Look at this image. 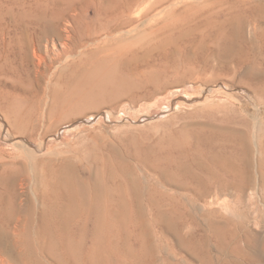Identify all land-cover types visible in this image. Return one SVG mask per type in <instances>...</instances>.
<instances>
[{
    "label": "bare ground",
    "instance_id": "6f19581e",
    "mask_svg": "<svg viewBox=\"0 0 264 264\" xmlns=\"http://www.w3.org/2000/svg\"><path fill=\"white\" fill-rule=\"evenodd\" d=\"M26 1L20 6H27ZM31 1L28 11L14 16L12 27L20 31L16 40L0 41V104L12 130L8 133L28 138L36 134L38 123L47 120L43 85L53 78L60 80L55 91L59 103L62 86L77 78L88 91L111 93L116 80L94 81L91 71L115 73L118 64L140 70L143 79L137 87L150 85L155 93L188 83L197 88L194 102L202 103L210 99L211 86L221 85L225 89L219 95L230 101L218 107L238 113L248 109L226 89L249 92L254 107L262 103L258 96L264 94V0ZM151 12L149 23L142 20ZM52 105L57 106L51 98L47 111ZM230 124L214 133L227 134L217 145L206 138L188 145L186 152L181 147L187 144H181L170 149L177 150L172 163L173 154L168 153L166 166L153 169L161 182L181 190L171 196L165 191L152 193L149 205L158 215L165 214L158 210L160 203L170 205L169 213L181 208L187 215V205L195 208L200 201L209 205L214 192L233 187L243 192L252 177L250 134L264 188L260 129L255 123H246L243 129ZM197 137L194 134L192 140ZM17 145L24 156L10 157L0 149V264H10L5 256L10 244L13 264H146L143 254L125 242L116 248V204L121 214L128 204L133 206L121 196L116 201V192L122 191L116 174L80 179L69 176L68 167L52 168L47 176L32 172V163L28 164L32 150L24 141ZM31 178L34 184L28 186ZM139 189L137 181L129 179L128 191L137 207ZM184 248L201 264H211L197 245Z\"/></svg>",
    "mask_w": 264,
    "mask_h": 264
},
{
    "label": "rangeland",
    "instance_id": "374dc122",
    "mask_svg": "<svg viewBox=\"0 0 264 264\" xmlns=\"http://www.w3.org/2000/svg\"><path fill=\"white\" fill-rule=\"evenodd\" d=\"M20 3L21 0H0V41L16 40L19 35L20 31L12 27V22L32 1L27 0V6ZM153 14H146L142 20L148 19L149 23ZM124 67L118 64L115 73L91 71L94 81L116 80V90L110 88L111 93L88 91L77 78L75 83L62 86L60 96L64 93V97L59 103L55 91L60 80L53 78L52 82L44 84L43 111L47 120L38 123L39 128L31 138L7 132L11 128L5 107L0 104V149L10 157H21L24 155L17 143L26 142L33 152L28 162L32 163L31 171L39 170L38 173L46 176L47 171L61 167H68L67 174L80 179L98 173L116 174V184L122 185V191L116 192V201L122 197L133 205L128 204L127 212L121 214L116 204V248L125 242V246L143 254L146 264H201L184 248L191 244L205 251L211 264H264V188L251 134L252 177L243 192L235 187L222 194L214 192L209 205L203 201L195 208L187 205V215L181 213V208L178 213H169L170 205L160 203L158 210L165 213L160 216L148 201L154 191L156 195L165 191L170 196L181 192L176 186L161 182L153 170L166 166L167 154H173L172 163L177 150H171L181 144H187L181 147L186 152H190L188 145L200 144L206 138L208 144L217 145L221 136L227 135H214L222 124L231 121V128L243 129L246 123L251 126L255 123L260 129L258 141L264 148V94H259L262 103L254 107L249 92L226 89L232 99L248 106L244 113H238L218 107L230 101L219 95L225 89L221 85L211 86L210 99L198 103L193 100L197 96L196 86L186 83L155 93L150 85L137 87L136 82L143 79L140 70ZM51 98L57 108L52 105L51 111H47ZM194 134L198 137L192 140ZM261 155L264 162V150ZM15 162L19 165L21 158ZM131 178L140 188V207L132 203L128 191ZM33 184L31 178L27 185ZM172 200L178 209L177 196ZM34 205L37 208L35 200ZM13 247L7 246L10 253L5 255L10 264H13L10 262Z\"/></svg>",
    "mask_w": 264,
    "mask_h": 264
}]
</instances>
